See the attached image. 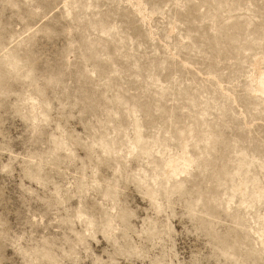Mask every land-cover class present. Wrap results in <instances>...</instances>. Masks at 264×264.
I'll list each match as a JSON object with an SVG mask.
<instances>
[{
    "label": "rangeland",
    "instance_id": "374dc122",
    "mask_svg": "<svg viewBox=\"0 0 264 264\" xmlns=\"http://www.w3.org/2000/svg\"><path fill=\"white\" fill-rule=\"evenodd\" d=\"M0 264H264V0H0Z\"/></svg>",
    "mask_w": 264,
    "mask_h": 264
}]
</instances>
